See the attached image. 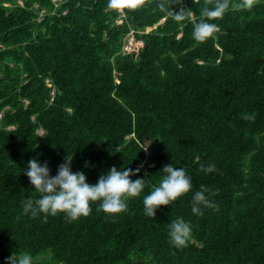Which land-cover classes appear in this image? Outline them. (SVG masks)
Listing matches in <instances>:
<instances>
[{"label": "trees", "instance_id": "trees-1", "mask_svg": "<svg viewBox=\"0 0 264 264\" xmlns=\"http://www.w3.org/2000/svg\"><path fill=\"white\" fill-rule=\"evenodd\" d=\"M216 3L0 0V264L12 253L32 264H132L130 254L135 264H264V0L247 10L228 0L207 18ZM205 20L216 29L196 41ZM130 37L142 46L126 50ZM68 155L89 183L115 166L138 169L130 178L145 187L118 214L99 201L70 223L24 214L22 201L39 196L28 161L55 175ZM168 164L192 188L148 217L143 197ZM202 186L215 207L195 215ZM178 217L192 228L180 249L168 238Z\"/></svg>", "mask_w": 264, "mask_h": 264}, {"label": "clouds", "instance_id": "clouds-1", "mask_svg": "<svg viewBox=\"0 0 264 264\" xmlns=\"http://www.w3.org/2000/svg\"><path fill=\"white\" fill-rule=\"evenodd\" d=\"M109 8L121 7V0H109ZM228 0H217L214 8L207 9L204 15L211 18L222 17L228 8ZM253 0H241V8L250 9ZM176 19H180L178 14ZM150 27L147 28L149 30ZM216 25L206 20L198 23L193 30V38L203 42L212 35ZM254 117L245 116L244 119ZM72 156H67L65 162L61 163L55 175L50 174L47 162L32 158L28 161V166L23 173L28 177L30 185L34 186V191L39 194L33 200L31 197L22 201V211L24 214L36 217L43 214L55 216L63 213L70 223L87 216L91 212V203L99 201V208L106 214H118L126 210V201L129 198L140 195L145 187L142 178L132 180L130 177L139 170L118 169L113 166L108 171L101 174L95 184L89 183L83 171L73 172L71 170ZM214 165L204 167V172H212ZM163 178L159 181L151 192L143 197L144 214L154 217L156 210L162 205H169L176 201L178 197L190 191L192 188V178L186 173L185 168H176L173 164L163 167ZM208 189L201 187L192 197L191 211L195 215L202 214L203 207H215L208 199L206 193ZM192 228L190 222L178 217L168 225L169 244L177 249L187 246L191 239ZM129 260L135 264L134 257L130 254ZM7 264H32V257L28 253H12L6 257Z\"/></svg>", "mask_w": 264, "mask_h": 264}, {"label": "built area", "instance_id": "built-area-1", "mask_svg": "<svg viewBox=\"0 0 264 264\" xmlns=\"http://www.w3.org/2000/svg\"><path fill=\"white\" fill-rule=\"evenodd\" d=\"M135 46H142V41H135L133 37H130L128 39V43L125 46L126 50H132L135 48Z\"/></svg>", "mask_w": 264, "mask_h": 264}, {"label": "rangeland", "instance_id": "rangeland-1", "mask_svg": "<svg viewBox=\"0 0 264 264\" xmlns=\"http://www.w3.org/2000/svg\"><path fill=\"white\" fill-rule=\"evenodd\" d=\"M120 8V7H119ZM119 8H117V9H119ZM117 23H119V22H121V20L120 19H117V21H116ZM156 26V24L154 25V26H152V28H154ZM39 132H42V130H38ZM148 144V142L146 143V145Z\"/></svg>", "mask_w": 264, "mask_h": 264}]
</instances>
